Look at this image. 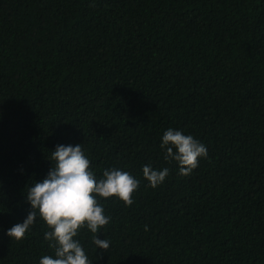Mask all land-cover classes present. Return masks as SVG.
Masks as SVG:
<instances>
[{
  "label": "trees",
  "instance_id": "trees-1",
  "mask_svg": "<svg viewBox=\"0 0 264 264\" xmlns=\"http://www.w3.org/2000/svg\"><path fill=\"white\" fill-rule=\"evenodd\" d=\"M169 128L207 148L189 176ZM60 144L140 180L99 200L107 251L79 231L92 264H264V0H0V264L53 255L39 218L5 232ZM146 164L169 169L155 189Z\"/></svg>",
  "mask_w": 264,
  "mask_h": 264
},
{
  "label": "clouds",
  "instance_id": "clouds-1",
  "mask_svg": "<svg viewBox=\"0 0 264 264\" xmlns=\"http://www.w3.org/2000/svg\"><path fill=\"white\" fill-rule=\"evenodd\" d=\"M160 148L164 160L175 162L181 176L191 175L199 160L208 154L202 142L172 128L163 132ZM48 160L51 166L47 175L27 185L24 197L30 211L22 222L7 229L5 235L10 240H21L39 218L49 229L44 232V239L53 251V255H43L39 264H92L77 239L79 231L86 228L96 249L107 251L110 241L99 239L97 234L111 217L104 214L99 200L115 198L130 206L140 180L117 167L103 170L97 178L81 144L57 145L50 151ZM141 171L153 189L169 174L167 167L155 169L151 164L143 165Z\"/></svg>",
  "mask_w": 264,
  "mask_h": 264
}]
</instances>
